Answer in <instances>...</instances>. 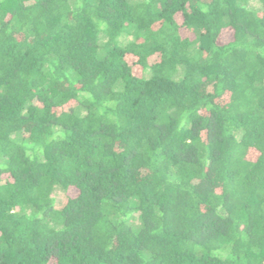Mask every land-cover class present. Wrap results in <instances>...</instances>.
Here are the masks:
<instances>
[{
    "label": "trees",
    "instance_id": "trees-1",
    "mask_svg": "<svg viewBox=\"0 0 264 264\" xmlns=\"http://www.w3.org/2000/svg\"><path fill=\"white\" fill-rule=\"evenodd\" d=\"M0 264H264V0H0Z\"/></svg>",
    "mask_w": 264,
    "mask_h": 264
},
{
    "label": "rangeland",
    "instance_id": "rangeland-1",
    "mask_svg": "<svg viewBox=\"0 0 264 264\" xmlns=\"http://www.w3.org/2000/svg\"><path fill=\"white\" fill-rule=\"evenodd\" d=\"M52 195L54 196L57 205H61L65 197V192L57 188L53 191Z\"/></svg>",
    "mask_w": 264,
    "mask_h": 264
}]
</instances>
